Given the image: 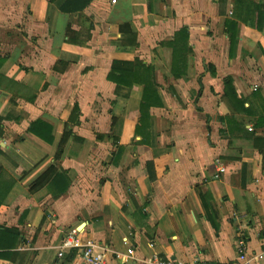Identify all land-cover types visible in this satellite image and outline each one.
Segmentation results:
<instances>
[{"label": "crops", "instance_id": "crops-1", "mask_svg": "<svg viewBox=\"0 0 264 264\" xmlns=\"http://www.w3.org/2000/svg\"><path fill=\"white\" fill-rule=\"evenodd\" d=\"M114 62L152 70L144 115ZM1 230L0 264H85L73 230L104 264H264V0H0Z\"/></svg>", "mask_w": 264, "mask_h": 264}, {"label": "trees", "instance_id": "trees-1", "mask_svg": "<svg viewBox=\"0 0 264 264\" xmlns=\"http://www.w3.org/2000/svg\"><path fill=\"white\" fill-rule=\"evenodd\" d=\"M186 41L187 40L184 41L183 48L181 47L179 50L176 48V50H175L174 60L176 62L178 61V59H181L182 60V58H184V62L186 60L187 54H182L183 52L186 53V50H187ZM130 65L132 66V69L131 70L128 69ZM141 70H142V74L139 75V73L137 71H140V69L139 70H135V66L134 65L127 64V63H122V62H114L113 72H112V74L109 75L108 78L111 81H113V82H115L117 84H121V85L128 86V87H131L134 83H143L145 85V92H144V97H143V101L145 103L141 107L142 110H143V115H144L145 114V111L148 108H150L151 106L154 105L153 104L154 101L155 100H158V97H157L156 90L155 89H152V85L153 84L151 85L148 82V80H147V76H149L151 74L152 70L149 67L144 66V65L142 66ZM226 87H227L226 88V94L228 95L229 99L233 102L234 106L235 107H238L240 105L242 106L244 104V101L241 100V99H238L237 96L233 94V92L231 93L229 91V90H231V86H229L228 84H226ZM228 88H230V89L228 90ZM42 126H43V124H41V123L36 124L31 129V132L33 134H35L36 136H38L39 138L43 139L44 141H47L45 135H43V133L38 132L35 129L36 127H39L40 128ZM44 127H45V129L43 128V130H44L43 132L44 133L50 131V128H48L46 126H44ZM66 141H67V137L65 135L63 141L60 144V147H59L60 149H59L58 154L56 156V160H59L61 158V154L63 152V146L66 143ZM148 172H149L150 180L151 181H155V172H154V169H153V165L152 164H149L148 165ZM54 173H55V167L53 166L47 173H45L36 182V184H35V186H34L33 189L40 188V187L44 186L45 184H47L49 182V180L52 178V176L54 175ZM66 190H67V187H65L63 190H61V193L60 194L65 193ZM215 226H216V224H215ZM14 237L15 236H13V238ZM16 237H19V236H16ZM10 238H11L10 231H8V230H1L0 231V244L1 245L3 244L4 246H7V247H5L7 249H9L10 247H12L14 245L15 241H13L12 243H11V241H9L7 243H2V241L4 242V240L10 239ZM14 240H15V238H14Z\"/></svg>", "mask_w": 264, "mask_h": 264}, {"label": "built area", "instance_id": "built-area-1", "mask_svg": "<svg viewBox=\"0 0 264 264\" xmlns=\"http://www.w3.org/2000/svg\"><path fill=\"white\" fill-rule=\"evenodd\" d=\"M224 170L221 169L220 173H223ZM79 232L77 230H73L70 234L66 236V238L62 241V244L60 245V251L58 253V257L62 258L64 256V250L75 248V249H82V259L85 264H104L103 256H97L93 252V246L91 244H85L83 245L78 238ZM153 246V244H151ZM134 252V250H129V254L131 255ZM245 248L243 247V243L239 247V255L240 260H245ZM119 257V256H118ZM254 260H264V250L261 251L258 254L254 255ZM149 264H180L179 262H176L171 259H165L163 257H160L158 254L154 253L151 255V257L148 260ZM249 261H246V264H249ZM193 264H201V263H193Z\"/></svg>", "mask_w": 264, "mask_h": 264}]
</instances>
